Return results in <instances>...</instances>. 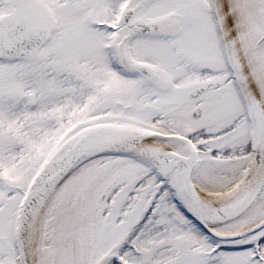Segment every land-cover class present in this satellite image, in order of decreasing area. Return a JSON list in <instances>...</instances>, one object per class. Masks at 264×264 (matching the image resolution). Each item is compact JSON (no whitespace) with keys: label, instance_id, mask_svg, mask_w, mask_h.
I'll return each instance as SVG.
<instances>
[{"label":"snow or ice","instance_id":"6c2138e0","mask_svg":"<svg viewBox=\"0 0 264 264\" xmlns=\"http://www.w3.org/2000/svg\"><path fill=\"white\" fill-rule=\"evenodd\" d=\"M0 264H264V0H0Z\"/></svg>","mask_w":264,"mask_h":264}]
</instances>
